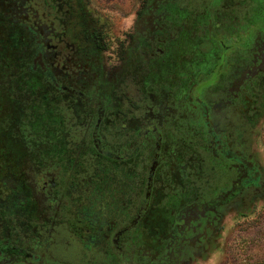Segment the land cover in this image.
<instances>
[{"label":"flooded vegetation","instance_id":"1","mask_svg":"<svg viewBox=\"0 0 264 264\" xmlns=\"http://www.w3.org/2000/svg\"><path fill=\"white\" fill-rule=\"evenodd\" d=\"M105 2L0 9V264H199L264 205V0H134L117 37Z\"/></svg>","mask_w":264,"mask_h":264},{"label":"rangeland","instance_id":"2","mask_svg":"<svg viewBox=\"0 0 264 264\" xmlns=\"http://www.w3.org/2000/svg\"><path fill=\"white\" fill-rule=\"evenodd\" d=\"M133 1L122 0L120 6L117 2L102 4V7L105 8L106 5L109 11H122L120 14L109 12L110 18L106 25L110 37L122 36L130 28L134 17ZM13 6V0H0V9L3 11L10 10ZM261 24L263 23H259L260 28L256 31L257 37L264 38V26ZM3 31L4 28L1 27L0 35L4 34ZM0 92L2 105L9 106L10 101L4 96L5 90ZM257 145L260 155L264 156L263 129ZM260 158L264 161L263 157ZM248 206L250 208H246L242 214L232 213L223 217L218 245L212 249L208 258L199 264H264V205L257 201L248 202Z\"/></svg>","mask_w":264,"mask_h":264}]
</instances>
